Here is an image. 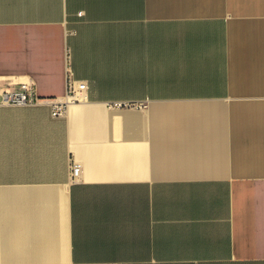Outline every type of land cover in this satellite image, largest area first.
Returning a JSON list of instances; mask_svg holds the SVG:
<instances>
[{
  "label": "crops",
  "instance_id": "obj_1",
  "mask_svg": "<svg viewBox=\"0 0 264 264\" xmlns=\"http://www.w3.org/2000/svg\"><path fill=\"white\" fill-rule=\"evenodd\" d=\"M69 70L0 105V264H264V0H0V93Z\"/></svg>",
  "mask_w": 264,
  "mask_h": 264
},
{
  "label": "built area",
  "instance_id": "obj_2",
  "mask_svg": "<svg viewBox=\"0 0 264 264\" xmlns=\"http://www.w3.org/2000/svg\"><path fill=\"white\" fill-rule=\"evenodd\" d=\"M82 12L79 16H82ZM68 91L65 97H57L54 99H44L37 95L36 86L33 83L23 82L20 89L6 88L0 93V105H14V106H31L44 103L51 108V114L56 117H63L67 115V112L72 104L86 103L88 101V89L89 83L87 81H81L75 79L69 70L68 77ZM107 106L109 109H134V108H146L147 102L145 101H108ZM72 175L73 181H78L82 174V164L75 160L72 161Z\"/></svg>",
  "mask_w": 264,
  "mask_h": 264
}]
</instances>
